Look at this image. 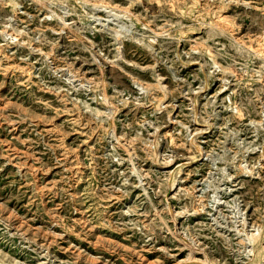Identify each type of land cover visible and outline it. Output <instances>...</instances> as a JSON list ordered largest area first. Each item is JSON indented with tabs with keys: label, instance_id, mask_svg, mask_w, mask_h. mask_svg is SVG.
I'll return each mask as SVG.
<instances>
[{
	"label": "rangeland",
	"instance_id": "rangeland-1",
	"mask_svg": "<svg viewBox=\"0 0 264 264\" xmlns=\"http://www.w3.org/2000/svg\"><path fill=\"white\" fill-rule=\"evenodd\" d=\"M0 264H264V0H0Z\"/></svg>",
	"mask_w": 264,
	"mask_h": 264
}]
</instances>
